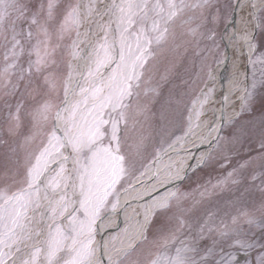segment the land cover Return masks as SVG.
<instances>
[{
  "label": "snow or ice",
  "instance_id": "6c2138e0",
  "mask_svg": "<svg viewBox=\"0 0 264 264\" xmlns=\"http://www.w3.org/2000/svg\"><path fill=\"white\" fill-rule=\"evenodd\" d=\"M249 6L264 14V0L240 4ZM215 13L212 0H0V130L19 138L6 157L11 167L0 175V264H234L219 241L254 247L244 237L264 229V117L246 159L236 157L242 139L255 132L237 128L236 117L249 110L257 86L264 88V52L245 31L246 70L235 66L232 81L233 90L241 76L251 81L240 109L231 118L222 110L219 120L206 119L215 75L201 43L212 39L207 25ZM181 48L198 58L197 71L170 101L168 139L145 162L151 104L160 94L152 62ZM189 143L207 146L202 164L227 169L215 184L198 186L195 203L217 188L259 180V204L215 205L189 221L184 203L192 192L153 195L184 178V161L173 157L189 154ZM146 196L151 202L141 203ZM133 204L127 221L134 223L121 231L116 221ZM161 213H170L173 226L156 229L151 259L131 261ZM110 226L117 234L97 240ZM205 234L218 239L204 246ZM260 247L256 264H264Z\"/></svg>",
  "mask_w": 264,
  "mask_h": 264
},
{
  "label": "rangeland",
  "instance_id": "374dc122",
  "mask_svg": "<svg viewBox=\"0 0 264 264\" xmlns=\"http://www.w3.org/2000/svg\"><path fill=\"white\" fill-rule=\"evenodd\" d=\"M236 1L237 0H212V3L216 9L215 14L217 16L215 22L209 23L207 25V28L212 30V39L204 40L201 43L202 48L207 46L210 49V52L206 53V55L208 57L210 68L215 71L214 75L216 74L214 81L215 93L212 96L211 103L207 106L206 119H212L213 116L218 115V113L214 114L213 110L218 109V107L221 105L222 98L225 96V92H229L233 74L236 72L234 71L236 69L235 64L239 61L237 52H235L234 64L230 69L232 72L224 74L226 76L224 79H222L223 83L220 84V76L217 75L218 69L216 70V66L223 61L226 54V43L224 38L226 36V29L228 28L227 26L230 21V16L236 7ZM250 13L254 14L252 10ZM250 13L247 14L248 26L251 27L250 39L257 45V53L264 52V14L255 10L254 15L257 18L254 19L253 15H250ZM241 59L244 61L242 71L243 73L245 72L247 65V60L244 57V53H242ZM194 63L196 66H194ZM197 67L198 58L194 56L191 49L185 52L183 48L175 52H166L163 56H158L157 59L152 62V75L154 77L153 84L159 85L160 94L153 99L151 104L153 115L150 121V127L148 128L151 136L146 142L147 147L145 151V162H147V159L150 158V156L154 153L155 149L161 146V140L168 139V137L163 134V128L166 124L164 116L168 115L172 108L175 107V104H170V101H174L177 96H180L188 90L189 82L195 75ZM250 82V78L247 82L241 80V89L247 87ZM199 86L203 87L202 81ZM235 95H237L236 91L233 93V95L228 96V100L225 102V107L231 103H235L236 110L239 111L241 101L240 98H238V100L235 99ZM62 98L63 94L61 91V99ZM186 99L187 97H185V100ZM11 102L15 104L16 98H13ZM28 103H31V101H28ZM247 108L250 111L245 110L242 115L236 117L237 128L245 130L253 129L255 135L242 139V144L240 146L241 155L236 157V159H246L247 155L251 154L248 152L249 147L252 149H255L256 147V141L259 135V121L262 117H264V88L257 86L253 95L248 101ZM232 116H229V118ZM2 121L3 110L0 109V123H2ZM14 139L18 140L19 138L9 137L6 131L0 130V141H7V143H0V175L3 174L5 167H11V162L10 160L6 159V157L9 155V148L13 145ZM36 143L38 144L39 141ZM189 145H185V147L188 148ZM31 147H35V145ZM190 148L191 147L188 149ZM206 150L207 148L205 151ZM177 151L180 150L178 149ZM201 155L196 154L195 159H200ZM173 158L176 160H183L185 163L186 157L185 153L182 154L181 151L178 157L174 156ZM190 167L191 170L187 173L184 174V171L182 172V176L184 177L183 179L177 180L173 186L171 185L168 188L161 187L159 193H153V195H159L165 191H175L177 189L181 193L192 192V199H189L184 203V207L190 209L185 217L189 221H192L197 217H201L205 208H210L215 205H219L222 208L227 209L230 205V202L232 201H248L250 204L254 201L256 205L259 204L261 198L260 192L258 190V186L260 185L259 180L255 182H251L249 180L240 185L229 184L226 187L217 188L215 191H212L211 194L205 199H203L201 203H195V201L201 200L199 192L203 190L202 188H198V186L204 185L209 179H211L212 183L215 184L217 178L222 177L226 173L227 169H221L214 162H209L207 165H204L200 162V160L196 164L190 165ZM3 184L4 181L0 180V187H2ZM151 199V196H146L144 201L141 203H150ZM135 207H137V205L133 204L131 208H128L123 212L121 220L118 223L121 231L125 227L129 226V224L134 223V221H127V217L132 214ZM257 214L259 215V213ZM168 215H170V213H161L154 217L152 229L148 233V240L144 242L139 249H137V252L134 253L133 257L130 258L131 261H135L136 259L145 261L152 258L151 255H149V252L154 254L157 251V248L153 247L151 244L153 236L156 234V229H167L174 224V222H168L166 220ZM244 227L245 229L248 228L247 225ZM109 228L113 229L108 234H106L105 241L109 240L111 236L117 234L115 226H110ZM184 231L185 234H187L189 230L185 229ZM205 237V239L200 241V243L204 246L210 245L213 239H218L215 234L211 236L205 234ZM244 238L254 242V247H228V243H230V241H219V243L223 246L224 254L231 253L234 256V264H256L257 257L262 251L260 246L264 245V229L252 228L248 230V234ZM97 240H99V236L97 237ZM217 251H220V247L217 248Z\"/></svg>",
  "mask_w": 264,
  "mask_h": 264
},
{
  "label": "bare ground",
  "instance_id": "6f19581e",
  "mask_svg": "<svg viewBox=\"0 0 264 264\" xmlns=\"http://www.w3.org/2000/svg\"><path fill=\"white\" fill-rule=\"evenodd\" d=\"M244 3H246V0H237L236 1V7H235L234 11L232 12V15L230 16V21H229L228 26H227L228 28L226 29V36L224 38L225 43H226V54H225L223 61L219 65L216 66V70L218 69L217 75L220 76V80H219V81H221L220 84L223 83L222 79H224L226 76L224 74H226V73L228 74V72H232L230 69L233 67V64H234L235 52H237V55L239 57L238 63L235 60V62H236L235 65L239 66V72L240 73H242L243 66H244V63H243L244 61H243V59H241L242 53H244V57L247 60L246 54L248 52V48L245 46V42L241 37L243 36L245 31H247L249 33L251 31V27L248 26L247 14L250 13L252 8L250 6L245 7V8H241L240 4H244ZM244 21H247V24H245ZM240 59H241V61H240ZM234 71H236V69ZM234 73L235 74H233L232 81L236 77V72H234ZM230 79H231V77H230ZM240 79L243 80V77L241 76ZM232 81H231V86H230L229 92H227V93L225 92L224 95L230 96V95H233V93L236 91L237 95H235L236 97L235 96L234 97H235V99L238 100V98H240V96H241V92L243 89H241V87H240L241 90L240 89L233 90L232 89ZM231 104H233V103H231ZM231 104H229L227 107H225V103H224L223 105H220L217 110L214 109L213 110L214 114L218 113V115H215V118L217 120H219L222 110L227 114L228 117L232 116L233 115V109L234 108L236 109V106H235V103L233 105H231ZM189 144H187V145H189V147H191V148L189 149V154L185 155V157H186L185 158V165L187 164L185 169L190 167V165H192V164H196L200 160L199 158H197V160L195 159L196 154L201 155L205 151V149L207 148L206 145L205 146L204 145L193 146L191 143H189ZM182 154H183V152H182ZM186 160H187V162H186ZM165 162H168L167 158H165ZM176 181L168 184L166 186V188L170 187L171 185L173 186ZM122 215H123V212L119 216V222L121 220ZM119 222H117V224ZM99 240H104V241L106 240V231L103 232L99 236Z\"/></svg>",
  "mask_w": 264,
  "mask_h": 264
},
{
  "label": "water",
  "instance_id": "95a60500",
  "mask_svg": "<svg viewBox=\"0 0 264 264\" xmlns=\"http://www.w3.org/2000/svg\"><path fill=\"white\" fill-rule=\"evenodd\" d=\"M226 101L224 100V97L222 98V101H221V105H223ZM191 170V167H188L187 169H185L184 171V174L187 173L188 171ZM122 214V212H121ZM117 222H119V218L117 220ZM112 230V228H108V230L106 231V234H108L110 231ZM104 241V240H103Z\"/></svg>",
  "mask_w": 264,
  "mask_h": 264
}]
</instances>
